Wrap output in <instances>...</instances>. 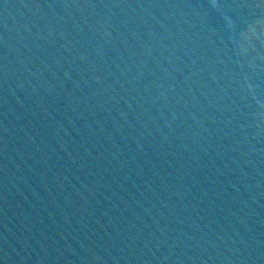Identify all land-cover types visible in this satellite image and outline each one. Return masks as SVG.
Segmentation results:
<instances>
[{"label": "water", "instance_id": "1", "mask_svg": "<svg viewBox=\"0 0 264 264\" xmlns=\"http://www.w3.org/2000/svg\"><path fill=\"white\" fill-rule=\"evenodd\" d=\"M0 264H264V0H0Z\"/></svg>", "mask_w": 264, "mask_h": 264}]
</instances>
